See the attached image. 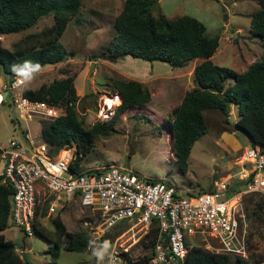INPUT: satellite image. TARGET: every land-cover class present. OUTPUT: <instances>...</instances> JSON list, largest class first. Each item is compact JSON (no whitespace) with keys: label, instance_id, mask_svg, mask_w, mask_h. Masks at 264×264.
<instances>
[{"label":"rangeland","instance_id":"obj_1","mask_svg":"<svg viewBox=\"0 0 264 264\" xmlns=\"http://www.w3.org/2000/svg\"><path fill=\"white\" fill-rule=\"evenodd\" d=\"M122 2L81 0L77 15L69 20L59 37V42L70 52L68 58L42 66L31 82L19 86L12 93L62 78L66 74L61 69H67V74L75 73L73 86L78 96L75 111L83 128H89L96 122L113 121L112 127L115 130L98 134L94 138L93 148L79 162L80 171L101 170V167L112 164L140 178L166 183L177 196L211 190L223 181H226L230 192L243 189L238 180V158L249 143L242 132L230 131L238 115L233 104L229 106L227 116L217 110H204L202 115L207 131L193 143L186 170L182 171L174 160L172 141L163 121L168 118L169 109L179 101L175 95L179 98V93L188 87L190 81L186 80L190 73L189 66L195 60H189L182 67H171L165 62H147L130 56L114 62L104 59L102 52L111 41L114 33L113 18L119 12ZM258 8L256 0H157L151 14L154 16L161 13L166 18L187 15L200 21L206 35H218V46L210 60L216 65L242 72L245 65L256 59L263 50L259 38L249 30L251 13ZM51 22V16H44L24 31L0 34V45L11 49L13 43L25 33L39 31ZM125 76L136 79L153 77L154 80L149 82L154 89L150 103L141 108L126 109L120 114L115 109L117 92L114 93L111 81L108 82L107 78L127 79ZM2 77L0 73V86L4 83ZM180 80L186 84H181ZM229 83H232V79L227 80ZM156 85L161 86L160 89L165 88V95L159 93ZM7 99L0 105V142L11 136L23 142L21 129H26L32 138L37 139L40 134L37 120L15 122L13 117H16V108ZM48 201L46 194L37 198L36 205L42 213L39 220L43 226L51 229V219L57 215L67 231L83 229L88 236V244L80 252L60 248L57 264H98L92 256L90 241H95L96 245L104 241L110 244V257L106 256L99 264H109V259L112 264H136L142 256L150 254L146 246L150 225L117 223L106 227L97 209L82 207L76 199L62 203L52 212L47 208ZM241 212L245 221L246 259H264V194H244L237 214ZM1 233L18 248L20 256L23 253L22 264H46L50 260L45 253L48 243L34 232L25 236L23 231L11 223L9 217L7 227ZM205 243L215 244L203 235L188 237V245L204 248ZM122 252L129 258V262L121 255ZM227 264H235L232 255H229ZM259 264H264V260Z\"/></svg>","mask_w":264,"mask_h":264},{"label":"trees","instance_id":"obj_2","mask_svg":"<svg viewBox=\"0 0 264 264\" xmlns=\"http://www.w3.org/2000/svg\"><path fill=\"white\" fill-rule=\"evenodd\" d=\"M256 1L259 8L251 13L249 30L259 38L263 50L242 72L210 60L218 46V35H206L200 21L187 15L166 18L157 13L153 16L151 10L157 0H123L113 18L114 33L102 52L104 59L110 62L130 56L182 67L191 59H201L192 70L195 85L184 92L180 102L169 110L168 118L163 121L172 141L174 160L182 171L186 170L193 143L207 131L202 115L207 109L227 116L229 106L233 104L238 115L230 131L246 134L251 140L249 146L264 149V0ZM80 3L81 0H0V34L18 33L32 27L44 16L52 18L50 25L25 33L11 49L0 45V73L5 83L17 77L12 71L13 65L31 61L42 67L68 58L70 52L59 42V37L69 20L77 15ZM60 71L66 75L34 88H23L21 94L64 110L62 115L40 121V137L56 150L73 145L74 156L69 169L74 174H81L84 171L78 170L79 162L93 148L94 138L115 130L113 121L96 122L83 128L75 111L78 100L73 86L75 73L67 74V69ZM228 79H232V83L227 84ZM107 81H111L112 89L117 92L115 109L120 114L132 107H144L150 101L147 88L136 80L107 78ZM11 192L10 185L0 181V264H22L24 260V255L21 257L16 253L14 244L1 233L7 227ZM41 214L36 206L32 229L48 243L45 253L50 260L46 264H57L60 248L80 252L87 246L85 230L67 231L57 215L51 219L52 228L47 229L40 223ZM155 237L156 227L151 224L146 245L150 254L142 256L136 264H149ZM121 255L129 262L125 253ZM233 259L235 264H259L264 260L254 257L247 261L237 256ZM228 260V254L208 252L193 245L187 249L181 264H227Z\"/></svg>","mask_w":264,"mask_h":264},{"label":"built area","instance_id":"obj_3","mask_svg":"<svg viewBox=\"0 0 264 264\" xmlns=\"http://www.w3.org/2000/svg\"><path fill=\"white\" fill-rule=\"evenodd\" d=\"M17 81L14 77L0 86V105L8 97L16 108V121L36 119L40 126L41 120L64 113L61 107L23 96L21 90L12 93L22 86ZM21 133L23 142L14 136L0 142V181L12 189L8 217L24 235L33 233L37 198L46 194L50 212L76 199L82 207L97 209L106 227L124 218L125 223L135 225L154 224L156 237L149 264H181L193 246L188 245V237L194 234L214 241V245L204 244L202 249L208 252L247 258L244 215L237 211L244 194H264V149L259 146H247L239 155L238 180L243 189L230 192L223 181L211 190L177 196L166 183L140 178L112 164L74 174L69 169L73 145L56 150L40 135L34 139L26 129Z\"/></svg>","mask_w":264,"mask_h":264},{"label":"clouds","instance_id":"obj_4","mask_svg":"<svg viewBox=\"0 0 264 264\" xmlns=\"http://www.w3.org/2000/svg\"><path fill=\"white\" fill-rule=\"evenodd\" d=\"M41 70V66L39 63H32L31 61H24L22 64H17L12 66V71L16 74L18 77V83L19 84H27L32 81L34 78V74L38 73ZM22 90V89H21ZM120 98V97H119ZM119 104V103H118ZM117 104V105H118ZM13 120L15 122H19L15 120V117H13ZM40 132V129H39ZM40 135V134H39ZM256 146V145H255ZM242 183V182H241ZM9 214V213H8ZM8 219V218H7ZM26 236V235H25ZM89 247L92 249V256L95 257L99 262L104 261L106 256L110 257L109 248L110 244L108 241H104L100 245H96L95 241L89 242ZM16 248V247H15ZM14 248V249H15ZM18 250V248H16ZM15 251V250H14ZM16 252V251H15ZM19 252V251H18ZM16 252V253H18ZM23 254V253H22ZM23 256V255H22ZM109 264H112L111 259H109Z\"/></svg>","mask_w":264,"mask_h":264},{"label":"crops","instance_id":"obj_5","mask_svg":"<svg viewBox=\"0 0 264 264\" xmlns=\"http://www.w3.org/2000/svg\"><path fill=\"white\" fill-rule=\"evenodd\" d=\"M259 54H261V53H259ZM257 55V54H256ZM256 55H254V56H256ZM211 58V57H210ZM191 60H195L194 61V63H192L189 67H190V73H189V77H187V80L186 81H190V83L188 84V87H186V88H184L183 89V91H182V93H179V98L177 97V95H175V97H176V99H178L179 101L175 104V105H177L179 102H180V100H181V98H182V96H183V94H184V92L186 91V90H189V89H191L195 84H194V82H193V80H192V70H193V67L197 64V63H199L200 61H201V59L200 58H194V59H191ZM190 60V61H191ZM255 59H253L252 60V62L254 61ZM189 62V61H188ZM249 63V62H248ZM247 63V64H248ZM251 63V62H250ZM249 63V64H250ZM248 64V65H249ZM186 65V64H185ZM248 65H245V69H246V67L248 66ZM125 77H127V79H129V78H131V80H136V81H138V82H140V83H142V85L143 86H145L146 88H147V90L149 91V93H150V101H149V103L151 102V100H152V93H153V90L152 89H154V88H152V84H150V82L149 81H153L154 79H153V77H151V78H148V79H146V78H143V79H136V78H132V77H128V76H125ZM3 78V77H2ZM3 80H4V78H3ZM181 81V84H183V85H185L186 83L183 81V80H180ZM149 82V83H148ZM163 84V83H162ZM161 84V85H162ZM161 87V86H160ZM160 87H158V85H156V89H158L159 90V93L161 94H164L165 95V88L163 87L162 89H160ZM178 89H180V87L178 86ZM115 93V92H114ZM181 97V98H180ZM166 98H167V96H166ZM9 102V101H8ZM174 105V106H175ZM116 106V105H115ZM173 107V106H172ZM171 107V108H172ZM170 108V109H171ZM169 109V110H170ZM233 121H235V119L233 120ZM246 137V136H245Z\"/></svg>","mask_w":264,"mask_h":264},{"label":"water","instance_id":"obj_6","mask_svg":"<svg viewBox=\"0 0 264 264\" xmlns=\"http://www.w3.org/2000/svg\"><path fill=\"white\" fill-rule=\"evenodd\" d=\"M119 95V94H118ZM120 97V96H119ZM245 136H246V140H247V142L250 144L251 143V140H250V138L246 135V134H244ZM127 221V219L126 218H124V219H122L121 221H120V224H122V223H125ZM23 254L21 253V256H22Z\"/></svg>","mask_w":264,"mask_h":264}]
</instances>
